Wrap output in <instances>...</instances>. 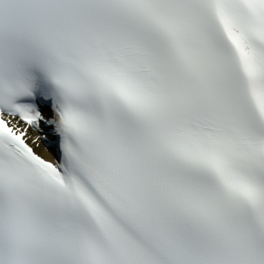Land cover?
<instances>
[{"label":"snow or ice","instance_id":"snow-or-ice-1","mask_svg":"<svg viewBox=\"0 0 264 264\" xmlns=\"http://www.w3.org/2000/svg\"><path fill=\"white\" fill-rule=\"evenodd\" d=\"M0 264H264V0H0Z\"/></svg>","mask_w":264,"mask_h":264},{"label":"bare ground","instance_id":"bare-ground-1","mask_svg":"<svg viewBox=\"0 0 264 264\" xmlns=\"http://www.w3.org/2000/svg\"><path fill=\"white\" fill-rule=\"evenodd\" d=\"M42 147H43V146H42ZM44 154H45V155H48V152H47L46 149H44Z\"/></svg>","mask_w":264,"mask_h":264}]
</instances>
